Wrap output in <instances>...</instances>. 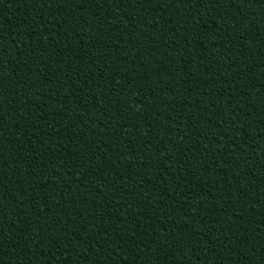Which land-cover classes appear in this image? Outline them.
<instances>
[{
    "label": "trees",
    "instance_id": "trees-1",
    "mask_svg": "<svg viewBox=\"0 0 264 264\" xmlns=\"http://www.w3.org/2000/svg\"><path fill=\"white\" fill-rule=\"evenodd\" d=\"M0 264H264V0H0Z\"/></svg>",
    "mask_w": 264,
    "mask_h": 264
}]
</instances>
